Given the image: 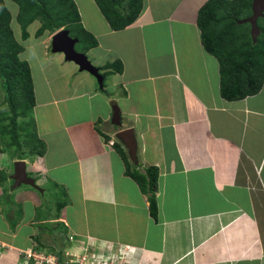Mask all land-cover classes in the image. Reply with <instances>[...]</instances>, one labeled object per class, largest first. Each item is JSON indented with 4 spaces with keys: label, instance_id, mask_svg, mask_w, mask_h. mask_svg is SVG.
Returning <instances> with one entry per match:
<instances>
[{
    "label": "crops",
    "instance_id": "obj_1",
    "mask_svg": "<svg viewBox=\"0 0 264 264\" xmlns=\"http://www.w3.org/2000/svg\"><path fill=\"white\" fill-rule=\"evenodd\" d=\"M205 1L142 0L138 17L114 30L94 0H74L97 41L77 50L91 69L52 51L51 41L24 46L20 56L35 72L32 119L44 151L19 158L15 150L7 169L23 159L36 184L27 166L43 188L47 181L65 185L70 201H57L53 211L47 204L34 234L29 222L44 204L22 190L29 199L15 207L27 206L28 213L0 210V264H24L23 250L38 233L61 240L60 247L46 241L54 251L131 245L129 264H264V79L244 98L221 95L219 60L204 49L197 26ZM117 61L120 71L107 67ZM115 106L119 126L112 124ZM124 128L137 143L136 161L129 160L158 168L156 218L112 145L124 147L115 135ZM5 189L0 198L9 203L16 190ZM46 224L67 226L64 238L45 231Z\"/></svg>",
    "mask_w": 264,
    "mask_h": 264
},
{
    "label": "trees",
    "instance_id": "obj_2",
    "mask_svg": "<svg viewBox=\"0 0 264 264\" xmlns=\"http://www.w3.org/2000/svg\"><path fill=\"white\" fill-rule=\"evenodd\" d=\"M18 6L16 20L22 30V38L28 33L25 27L34 20L40 22L36 33L45 31L55 33L64 29L74 33L80 39L79 51L85 52L97 44L95 37L81 24L79 11L74 0H12ZM104 18L114 30L123 29L132 23L139 15L142 0H94ZM253 0H206L198 9L197 26L200 30L201 42L204 49L214 54L220 64V92L228 100L244 98L256 93L264 79V15L256 20L259 35L251 40L250 24H240L252 13ZM264 12V11H263ZM11 13L4 0H0V79L7 96L10 111L9 124L0 127V132L10 139L7 144L16 145L18 155L22 158L26 154L42 155L44 144L37 137L33 122L32 111L35 106V92L31 68L26 60L20 58L24 46L16 39L11 27ZM230 23V24H229ZM228 24V26H227ZM230 25L235 27L231 32ZM77 28V30H76ZM80 32V34H79ZM78 33V34H77ZM72 37H74L72 35ZM230 42H235L232 46ZM121 70V62L107 64ZM17 117H22L17 123ZM27 118V119H26ZM26 119V120H24ZM23 139L24 141H22ZM114 149L125 161V172L147 195L149 213L153 218L157 216L158 168L153 165L140 169L139 163H132L125 148L118 142L112 143ZM28 146V149H27ZM1 151V150H0ZM1 174V173H0ZM6 178L0 175V184ZM42 233L35 238L45 246L47 239ZM54 246H61V240L53 239ZM48 251H54L48 249Z\"/></svg>",
    "mask_w": 264,
    "mask_h": 264
},
{
    "label": "rangeland",
    "instance_id": "obj_3",
    "mask_svg": "<svg viewBox=\"0 0 264 264\" xmlns=\"http://www.w3.org/2000/svg\"><path fill=\"white\" fill-rule=\"evenodd\" d=\"M4 3H5L6 7L8 8V10L11 13V22L10 23H11V27H12V30H13V33H14L16 39L19 40L22 43V45L27 47L28 49H33L35 45H40L41 47H44V48L46 46L48 47L49 41H51V37H52L53 33H49L48 31H45L42 34L37 35L36 31H37L38 27L40 26V22L38 20H34V21L29 23L25 27V29H26V31L28 33V36L25 39H23L22 35H21L22 30H21L20 24L16 20V14L18 12V6L12 0H4ZM263 15H264V12H262L260 14V16H263ZM243 21H244V19L243 20L242 19L238 20V22H240V24L244 23L243 26L247 25ZM250 23L251 22H249V24ZM227 26H228V24H227ZM230 27H231L230 31L234 32L235 31V27L233 25H230ZM61 29H62V27H61ZM61 29H59V30H61ZM76 30H77V28H76ZM250 31H251V28H250ZM250 31H249V34L251 35ZM79 34H80V32H79ZM67 35L70 38L74 39L73 48H74V50L77 51L80 48V45H81L79 38H81L82 36L79 37V38H77V37L75 38L74 33H72V35L74 36V37H72L71 33H68V32H67ZM252 39L253 38H251V40ZM230 43H231L230 44L231 46L233 44H235V42H230ZM28 56H29V59L31 61V58H32L33 55H28ZM20 58L22 59L21 56H20ZM29 66H30V64H29ZM32 66H33V62H32ZM30 68H31V66H30ZM31 73H33V75H34L35 72L31 69ZM99 76L100 75H98V78H99ZM98 82H99V80H98ZM98 85H100V83H98L97 86ZM6 100H7L6 92H5V89L3 88V84H2V81L0 79V127H4L5 125L9 124L8 121H9V118H10V111L8 109V104H7ZM26 119H24V120H26ZM22 120H23L22 117H17V123H21ZM9 139L10 138L6 134L3 135L0 132V150H1L0 151V156H3V155H4V157L6 156V158H3V160L0 159V173H1L0 175H2V174L5 175V176L7 175V178H5V180L3 181L4 182L3 185L7 188L5 190L9 191V189L12 188V189L16 190V192H13L10 197L8 196L9 203L4 201V198H0V210L5 211L7 208L12 209L13 211H15V215H17V216H21L23 214V212L28 213L29 212V208L27 206H25V210H23L24 207L22 208V204H21L20 208H19V206L15 207V205H17V203H19V204L21 203L23 196H24V198H27V196H28L27 199H29V195H27L26 193H23L22 190L23 191L24 190H29L32 193L36 192L35 194H33L36 197V200L38 202L39 201L42 202L44 205L41 204L40 209L39 208H38L39 210L37 209L36 214H35L36 217L33 218L31 220V222H29V224L34 229L33 230L34 234H37V231L35 230V227L36 226L40 227L42 224L45 223L44 221H40V219H39V222H37V219H38V216H41L43 214L44 209L46 208V205L50 204L49 211L50 210L53 211V210H55V207L53 208V205L55 203H57V201L63 200L66 204H68L69 201H70V198H69V196L66 193V186L61 184V183H59V182H57V181H55V182L51 181V183H50V181H47L44 184L45 186L43 188L42 187V183H41L42 180H41L40 174L34 175L35 173L32 172L29 169V166H27L28 170H29L28 173L30 175H33L34 177H36V179L40 180L37 184L34 182V185H35L36 189L41 190V192L42 191L43 192L41 194H38L39 192L34 189V186L27 185V184H21L20 187H18L20 184L15 186V180L11 177V174L13 173V171H10V173H9V170L7 169V162L10 159V155L12 156V155L15 154L16 145L12 144L10 146L9 144H7L9 142ZM21 140L24 141L23 139H21ZM27 149H28V146H27ZM7 155H9V158H8ZM14 156H16V155H14ZM9 169H13V164L12 163H11V165H9ZM42 176H45V175H42ZM3 185H0V187L2 188ZM1 188H0V190H1ZM44 191H45V193H44ZM34 196H31V197H34ZM57 212H58V210L56 209V213ZM50 221H53V220H50ZM44 227H45V229H44L45 231H46V228L48 230H50L49 234H54V235L60 234V236L62 235L63 238H64L65 232L67 230V226L63 227L62 224H56V225H54V227L51 226V224H46ZM39 230H41V229H39ZM44 238H45V236H44ZM47 242H49V243L51 242L52 243V241H50L49 239H47ZM49 246H50L49 244L45 243V246L44 247L42 246V247L54 250V246L53 245L51 247H49Z\"/></svg>",
    "mask_w": 264,
    "mask_h": 264
},
{
    "label": "water",
    "instance_id": "obj_4",
    "mask_svg": "<svg viewBox=\"0 0 264 264\" xmlns=\"http://www.w3.org/2000/svg\"><path fill=\"white\" fill-rule=\"evenodd\" d=\"M252 13L249 17L244 19L246 22H251V36L255 40L257 34L259 33V27L257 26L256 20L260 14L264 11V0H253L251 4ZM74 39L67 35V31L64 29L58 30L53 33L51 38V48L52 51L63 52L67 59H73L81 67L86 69H91L88 61H86L85 56L82 52L74 50ZM112 124L115 126L121 125V116L118 108L115 106L112 111ZM116 137H118L127 151L128 156L132 161H136V148L137 143L133 135L131 128L120 129L116 132ZM11 177L15 180V186L25 183L34 186V179L29 177L26 172V164L23 159H18L14 162V170Z\"/></svg>",
    "mask_w": 264,
    "mask_h": 264
},
{
    "label": "built area",
    "instance_id": "obj_5",
    "mask_svg": "<svg viewBox=\"0 0 264 264\" xmlns=\"http://www.w3.org/2000/svg\"><path fill=\"white\" fill-rule=\"evenodd\" d=\"M64 247L60 251H47L36 243L24 253V264H129L134 248L131 245H121L112 249L111 245L98 253L86 245L77 249Z\"/></svg>",
    "mask_w": 264,
    "mask_h": 264
},
{
    "label": "clouds",
    "instance_id": "obj_6",
    "mask_svg": "<svg viewBox=\"0 0 264 264\" xmlns=\"http://www.w3.org/2000/svg\"><path fill=\"white\" fill-rule=\"evenodd\" d=\"M35 242L37 243V241L35 240ZM37 246H39L38 244H37ZM41 247V246H40ZM41 248H43V247H41ZM44 249H46L47 251H48V249L47 248H44Z\"/></svg>",
    "mask_w": 264,
    "mask_h": 264
}]
</instances>
